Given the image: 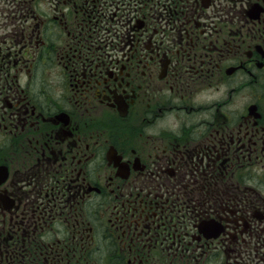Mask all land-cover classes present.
<instances>
[{
    "label": "flooded vegetation",
    "instance_id": "obj_1",
    "mask_svg": "<svg viewBox=\"0 0 264 264\" xmlns=\"http://www.w3.org/2000/svg\"><path fill=\"white\" fill-rule=\"evenodd\" d=\"M64 2L0 31V264H264V0Z\"/></svg>",
    "mask_w": 264,
    "mask_h": 264
},
{
    "label": "rangeland",
    "instance_id": "obj_2",
    "mask_svg": "<svg viewBox=\"0 0 264 264\" xmlns=\"http://www.w3.org/2000/svg\"><path fill=\"white\" fill-rule=\"evenodd\" d=\"M46 3L50 4V2ZM30 4H33L31 0H28L26 2H23L22 0H0V31L2 32L5 28L13 29L18 23V21L14 19V14L17 12V9L23 8ZM42 8L43 10H49L45 9V6H43ZM160 128V132L162 131V134H165L166 130H168L167 133H169V131L172 132V130L174 129L172 126H170V124L167 123L162 124ZM135 140L136 139H134V141Z\"/></svg>",
    "mask_w": 264,
    "mask_h": 264
}]
</instances>
